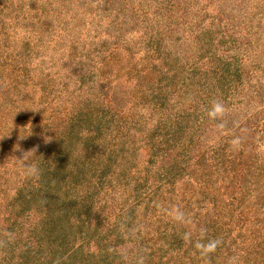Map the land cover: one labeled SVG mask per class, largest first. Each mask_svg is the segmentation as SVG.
<instances>
[{
    "label": "rangeland",
    "instance_id": "374dc122",
    "mask_svg": "<svg viewBox=\"0 0 264 264\" xmlns=\"http://www.w3.org/2000/svg\"><path fill=\"white\" fill-rule=\"evenodd\" d=\"M0 95L11 104L0 108L3 124H13L8 139L19 136L22 109L41 120L63 119L70 109L84 117L81 194H62L84 197L86 220L72 240L84 242L83 264H114L120 220L139 254L121 261L187 264L170 241L186 240L193 218L210 211L213 188L228 183L227 158L237 154L240 132L264 124V0H0ZM114 104L130 127L115 157ZM189 165L199 170L196 183ZM0 168L8 178H0L4 214L1 205L25 172L13 156ZM259 195L246 194L250 210L235 212L232 224L225 217L223 240L202 249V264H264L259 253L237 258L245 240L264 234ZM33 205L36 222L44 210ZM47 241L33 264L51 263Z\"/></svg>",
    "mask_w": 264,
    "mask_h": 264
},
{
    "label": "trees",
    "instance_id": "16d2710c",
    "mask_svg": "<svg viewBox=\"0 0 264 264\" xmlns=\"http://www.w3.org/2000/svg\"><path fill=\"white\" fill-rule=\"evenodd\" d=\"M4 101L11 105L8 97L0 95V108ZM120 111L117 104H114V157L120 146L118 139L125 130L130 128L127 121L122 122L123 112ZM2 117L0 112V161L9 160L13 156L25 172V176L21 185L15 188L14 195L7 198L10 200L1 205L7 208V212L0 213V263L6 264L17 256L15 264H33L35 262L32 261L37 259L40 261L44 252L42 241L48 238L50 251L48 250L47 253L50 254L47 255L52 257L49 264H83L80 258L82 255L84 257V253L86 254L84 242L82 238L78 243L72 240L77 238L76 233H81V230L77 228L86 220V212L82 211L85 208L84 197L76 195L69 201L62 198V194L70 192L81 194L80 181L84 161L80 151L83 138L79 129L84 121L82 113L70 109L63 119L52 115L41 120L38 114L30 118L28 111L22 109L18 113L19 120L16 121L20 132L17 139H8V132L12 131L10 127L13 124L6 127L2 122ZM238 129L234 128L237 135L240 131ZM250 131L251 133L240 132V148L235 156L227 158L231 159L230 166H227L229 181L223 186L213 188L217 193L211 198L210 211L193 218L195 230L186 240H182L176 234L175 238L170 241L169 245L176 247L178 257L184 263L185 261L190 262L187 264L203 263L202 249L207 252L213 241L223 240V235L218 233V228L224 223L225 217H229L227 224L230 225L234 221L235 212H239L238 215L241 216L244 209L249 208L250 210L249 204L245 202L246 194L256 191L260 194L258 200H264V124L262 128L256 124L250 128ZM73 142H76V146L70 149ZM15 153L18 155L15 156ZM172 165L173 162L169 166ZM188 169L189 175L198 176L199 170L194 166L189 165ZM6 171L0 172L2 180L7 178ZM166 171L168 174L166 182L171 183L173 173L170 168ZM196 179L200 178H194L195 183L198 181ZM194 186H196L194 183L191 184V188ZM116 191L118 189L114 188V192ZM222 191L231 194L229 198L217 195L223 194ZM52 199H55L54 202H50ZM41 200L49 202L47 204ZM32 202L36 205H33L34 209L44 210L36 222L34 214L29 213ZM68 202H74V206L66 208ZM18 203L19 208H15ZM124 211L121 210L115 217L119 219L125 214ZM121 221L114 222V252L109 253L110 256L114 255V264L123 262L121 261L123 256L134 261L139 256L132 246L133 241L138 240L133 235H129V232H124L126 228L117 227ZM37 229L40 230L41 236L37 235ZM68 229H73V231L68 232ZM33 231L35 235L32 234ZM72 232L75 234H70ZM261 234L257 236V243L252 242L254 237L251 234L249 237L252 236L253 239L243 242L244 247L248 246V248L237 252L239 260H242V256L247 258L252 255L256 256V253L264 259V234ZM72 235L75 237L71 238ZM234 247L239 246L230 245V248ZM191 248L193 252L190 251ZM238 264H240L239 261Z\"/></svg>",
    "mask_w": 264,
    "mask_h": 264
}]
</instances>
